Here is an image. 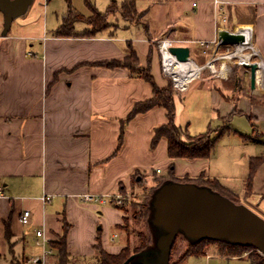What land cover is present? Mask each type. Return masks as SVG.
Masks as SVG:
<instances>
[{
    "label": "crops",
    "instance_id": "crops-1",
    "mask_svg": "<svg viewBox=\"0 0 264 264\" xmlns=\"http://www.w3.org/2000/svg\"><path fill=\"white\" fill-rule=\"evenodd\" d=\"M71 1L84 18L92 9L105 12L111 4L117 9L108 13L104 27L92 32L85 21H76L71 35L56 33L67 2L55 12L61 21L54 28L44 25L37 36L11 34L9 30L3 35L0 31V264L26 263L38 256L35 230L44 228L50 240L56 239L63 230V217L69 224L70 264H98L97 235L103 249L117 253L127 241L121 227L126 209L112 202L82 201L81 195H109L128 191L133 184H152L158 177L169 176L170 164L176 178L215 179L235 197L240 198V191L243 199L259 205L258 199L264 200V159L249 185L246 175L250 157L264 156L262 144L246 147L243 153L235 148L216 153L215 142L208 158L169 157L165 137L154 148L150 146L154 128L167 121L166 110L155 106L124 124L126 133L116 151L122 119L136 101L152 96V86L124 66L108 67L99 62L122 59L133 50L144 67L151 51V74L156 84L164 87L168 80L156 39L169 36L204 41L202 49L211 55L218 48L214 41L218 27L234 30L247 24L264 64V0H135L147 29L142 21L122 17L124 0ZM162 7H168L169 13ZM208 57L194 61L201 65ZM194 79L201 81L200 92L218 120L226 121L234 114L264 119V91L254 92L256 81L254 87L249 81L248 91L236 96L219 88L223 80L213 75ZM182 91L174 95L176 109V97ZM177 121L175 113L176 125ZM43 194L50 195L45 203L40 198ZM245 200L238 202L249 207ZM23 210L30 211L27 224L19 220ZM100 218L113 228L110 236L97 226ZM46 264H56L55 249L47 255Z\"/></svg>",
    "mask_w": 264,
    "mask_h": 264
},
{
    "label": "trees",
    "instance_id": "trees-1",
    "mask_svg": "<svg viewBox=\"0 0 264 264\" xmlns=\"http://www.w3.org/2000/svg\"><path fill=\"white\" fill-rule=\"evenodd\" d=\"M87 2V0H85ZM67 2V11L62 16V21L56 30L59 35H71L73 33L74 23L76 21H85L91 26L89 32L99 30L104 27L106 16L108 13L114 12L117 7L111 4L105 12L97 11L92 9L90 16L84 18L79 12L75 11L70 4V0ZM121 15L127 20L142 21L143 27L147 29L146 22L141 18L144 13H139L135 8V0H124L120 6ZM142 19V20H141ZM151 51L147 56V63L144 67L140 66L138 63V57L136 53L131 50L129 54L125 55L122 59H111L99 62L102 65L108 67L114 66H124L128 68L132 75L138 76L152 86V96L144 100L136 101L127 115L122 119L121 127L117 139L116 151L121 147L124 138V124L131 120L136 114L145 112L146 110L159 106L166 110V123L154 128L153 136L151 138L150 146L154 148L161 137H165L167 141V154L169 157H187V158H208L214 148L216 138L211 135V128H207L204 132H200L196 135L187 134L188 142L181 140V129L175 123V102L174 95L178 93V89L173 85V82L169 76L167 77V85L164 87H159L152 74H151ZM264 103V99L261 100ZM223 132L219 133L220 136ZM264 159V156L250 157L248 172L246 175V183L250 184L253 175L256 171L257 166ZM173 165L169 166V176L168 177H158L154 179V183L147 184L145 182L140 183L142 197L138 201H130L131 216L135 220H142L144 227L142 229H133L132 234L135 236L133 243L130 241V230L128 227L127 217H123L122 228L125 229L127 234V241L123 248H121L117 253H110L103 249L100 245L99 236H96V243L94 248L98 256V264H123L129 257L125 264H146L142 261L137 260L142 252L149 251L155 246V237L150 225V218L153 212V196L157 189L165 182H180V183H193L197 186L199 185H209L215 187L216 190L221 191L219 194L228 197L235 203L238 201L233 200L229 195L222 192H227L215 179H202L198 178H176L172 174ZM140 182V181H139ZM122 189V188H121ZM234 196V195H233ZM126 204V203H125ZM124 204V205H125ZM124 205L118 206L120 209L124 208ZM127 210V209H126ZM69 224L62 218V233L57 236L56 239L50 240V246L56 250V264H70V254L67 249V231ZM5 233L6 237L9 239L10 231L8 223H5ZM180 232L176 233L169 247V256L166 264H186L189 256H200L205 255L207 252V245L209 243H216L219 245L218 252L221 255L227 256H241V254L246 250H251L247 259L251 264H264V256L261 255L252 245L231 242L223 238H210L201 237L196 239H189L188 245L179 254L173 257V251L175 250L177 238L180 236ZM185 236L184 234H182ZM186 237V236H185ZM14 264H25L24 260L15 261Z\"/></svg>",
    "mask_w": 264,
    "mask_h": 264
},
{
    "label": "rangeland",
    "instance_id": "rangeland-1",
    "mask_svg": "<svg viewBox=\"0 0 264 264\" xmlns=\"http://www.w3.org/2000/svg\"><path fill=\"white\" fill-rule=\"evenodd\" d=\"M65 3H66L65 0H51V1L34 0L23 14L16 16L12 20L9 28V33L11 34L18 33L26 36H37L40 33H42V29L44 28V25H47L48 28H54L55 25H57L61 21L60 16L57 17L55 15V12H57L61 8H64ZM70 3H72L71 0ZM162 8L165 9L166 14L169 13L168 11L170 10H168V7L165 8L162 7ZM150 18L154 20L153 17ZM224 25L227 26L226 24ZM2 29H3V14L0 12V31ZM144 34H146L145 31ZM182 40H185L182 44H187L190 42L188 44L189 56L193 60L199 62L201 60H205L208 57L209 52L203 51L204 49H202L201 44H199L200 40H194V41L186 40V39H182ZM217 44H218V48L216 52L209 55L208 60H210L213 57L217 58L218 56L227 54L228 52L232 51L234 48V45L230 43L222 44L217 42ZM254 59L255 60L259 59L258 54L255 55ZM223 61H225L230 66L231 71L222 76L221 74L219 75L218 70H219V65ZM230 61H228V59L225 57L217 58L214 61H212L215 70H211L210 68L206 67L203 70H201L199 76L197 77L205 78L206 76L213 75L223 80L222 83L219 84V88H221L225 92L229 91L227 92L228 95L234 94L237 96L238 92L248 91L249 68L246 65L238 64L236 57H233ZM154 63L155 60L153 59V65ZM160 64H161V60H160ZM200 83L201 81L199 79H194V80L192 79V83L190 84L188 91H186L187 90L186 88L176 97L177 99L176 101H178L177 109L175 104L176 117L178 119L177 125L180 126L181 131H183L181 132V140H183L184 142H188L189 140L186 133L190 135L198 134L200 132H204L209 127L211 128V135L216 138L215 141L216 149H217L216 153L219 152L222 153L226 149H234V148L236 149V151L241 150L240 152L243 153L245 151L244 148L246 147H247L246 149H248V147H259V145L261 144L264 145V135L256 134L255 132L256 129L258 130L259 133L264 132V119L259 120L257 118L248 117L244 114H234V116L227 118L226 121L218 120L215 115V112H212L209 108H207L208 107L207 98L202 94V92H200L201 91ZM129 129L133 131V127ZM124 131L126 133V127H124ZM221 132L223 133L219 136L218 134ZM243 137L244 138L249 137L250 139L249 138L244 139ZM254 139L255 140L257 139V141H255ZM158 149L159 148H157V151ZM199 186L204 187L205 189H208L212 192H216V193L221 192L216 190L215 187L206 184ZM141 191H142L141 188L135 186L134 184L132 185L130 190L121 191V193L129 194V196L126 197V199L121 205H124L126 203L124 205V208L128 209L125 212L128 220L127 224L131 232L129 238L132 243L135 240V236L134 234H132V230L137 228L142 229L144 225L142 220L139 219L138 221L132 218L131 207L129 204L130 201L133 202L141 199L142 197ZM222 193L229 195L235 201L245 200L243 199L240 191H238L240 198H237L232 194L230 195L226 192H222ZM245 201L251 204L248 206L252 211H254L262 218H264V200L258 199L259 205H255L254 203H251L252 202L251 200H245ZM100 219L101 221H98L97 226H102L104 228L103 229L104 233H106L107 236H110V234H112L113 232V228L108 227L109 225L106 224L108 221H106L105 218H100ZM123 224L124 223L122 221V225ZM150 225L155 237L156 245L149 250L150 252L147 255H145L144 257H139L137 258V260L141 259L140 261L149 262V264H159L160 259L158 260V257L159 256L161 257L164 248L163 246L161 247L159 242L161 241L165 233V230L162 225L157 224L152 218L150 220ZM188 241L189 239L187 237L180 234V236L177 238L176 241L175 250L173 251V257H175V255L179 254L182 250L186 248V246L188 245ZM38 247L40 254L41 247L40 246ZM218 247L219 245H217L216 243H209L206 247L207 249L206 254H209L210 257L209 256L206 257V255H200V256L191 255L188 257L186 264H251L247 259V256L249 255L251 250H246L241 254V256L244 258L236 259V258H229V256L227 255L219 254ZM17 261L18 260H16V262Z\"/></svg>",
    "mask_w": 264,
    "mask_h": 264
},
{
    "label": "water",
    "instance_id": "water-1",
    "mask_svg": "<svg viewBox=\"0 0 264 264\" xmlns=\"http://www.w3.org/2000/svg\"><path fill=\"white\" fill-rule=\"evenodd\" d=\"M32 2L33 0H0L3 35L9 30L12 20L23 14ZM221 32L225 33L222 38L219 37ZM221 32L218 35L219 43L232 44L227 31ZM169 51L180 61L190 58L187 45H172ZM246 66L249 68L250 86L254 87L255 68L258 64L250 63ZM152 205L151 218L165 230L159 242L164 247L161 257H158L159 264L167 263L170 243L178 232L189 239L223 238L252 245L264 256V218L242 203H235L224 195L193 183L168 181L154 193ZM149 252H142L139 256L144 257Z\"/></svg>",
    "mask_w": 264,
    "mask_h": 264
},
{
    "label": "bare ground",
    "instance_id": "bare-ground-1",
    "mask_svg": "<svg viewBox=\"0 0 264 264\" xmlns=\"http://www.w3.org/2000/svg\"><path fill=\"white\" fill-rule=\"evenodd\" d=\"M223 34L225 33L221 32L219 37L222 38ZM226 34L230 38L234 48L227 54L218 56L217 58L225 57L228 59V61H230L233 57H236L237 63L242 65L257 63L258 66L255 68V81L257 87L254 89V92L263 93L264 64L259 59H254L255 55L258 54V51L256 50V47L252 41L251 26L247 24H239L235 30L228 31ZM162 52L165 70L174 77L177 85L181 88H186L188 83L195 77L199 76V73L204 68L208 67L211 70H215L214 64L212 62H207L201 66L191 58H188L184 61L176 59V57L166 47V43L163 45ZM230 71V66L225 61L221 62L219 74L223 76Z\"/></svg>",
    "mask_w": 264,
    "mask_h": 264
},
{
    "label": "built area",
    "instance_id": "built-area-1",
    "mask_svg": "<svg viewBox=\"0 0 264 264\" xmlns=\"http://www.w3.org/2000/svg\"><path fill=\"white\" fill-rule=\"evenodd\" d=\"M221 31H227L228 32V31H233V30H228V29H225V28L218 27L217 37H216V40H214V41H216V43L217 42L219 43L218 35H219V33ZM184 41L185 40L178 39V38H175V37H169V36H164L162 38H159V39L155 40L156 47H157V50H158V53H159V57H160V60H161L162 71L167 76H169L171 78V80L173 82V85L178 90H185L187 87L186 88L179 87L177 85L174 77L165 70L162 49H163L164 43H166V47L169 49V47L172 46V45H183L182 43ZM204 43H205L204 41L200 42V44H202V45ZM203 51L206 52L205 49ZM215 59H217V58L213 57L210 60H208L207 62H212ZM206 63H204V64H206ZM204 64H201V66H203ZM219 68H220V65H219ZM156 172H159V169H156ZM0 189H1V187H0ZM128 196H129L128 193H121V192H117V193L109 194V195H99V194L85 193V194L81 195V200L82 201H86V202L91 201V202H98V203L112 202L113 205L120 206L124 202L126 197H128ZM40 198H41V201L43 203H45V202H47L50 199V195L43 194ZM19 220L23 224L29 223V221H30V211L29 210H23L21 212V214H20ZM35 235L37 237L36 244L41 247V252H40V254L38 256H34V257L30 258L28 261H26L25 264H46L47 255L52 253V248L49 246V240L50 239L45 234L44 228L36 229L35 230Z\"/></svg>",
    "mask_w": 264,
    "mask_h": 264
}]
</instances>
